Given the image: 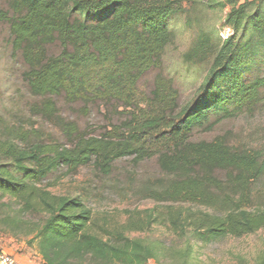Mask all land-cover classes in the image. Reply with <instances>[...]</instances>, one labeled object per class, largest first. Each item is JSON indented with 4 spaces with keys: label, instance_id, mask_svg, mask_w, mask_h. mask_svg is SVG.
Wrapping results in <instances>:
<instances>
[{
    "label": "trees",
    "instance_id": "obj_1",
    "mask_svg": "<svg viewBox=\"0 0 264 264\" xmlns=\"http://www.w3.org/2000/svg\"><path fill=\"white\" fill-rule=\"evenodd\" d=\"M4 1L0 23L9 27L12 57L22 62L32 99L29 118L51 125L63 139L0 116L4 235L23 240L45 264H148L157 260L160 247L127 233L159 225L207 243L264 229V208L249 209L253 184L264 180V147L251 151L224 136L194 140L197 131L212 133L263 106L264 0L208 1L211 10L228 8L225 25L233 34L222 41L198 31L182 58L188 70L205 76L189 101L175 79L161 72L175 41L171 21L188 16L185 0ZM151 70L160 73L142 95L140 81ZM60 103L85 119L96 109L107 123L100 132L80 129L63 116ZM124 159L135 165L155 159L163 179L147 189V198L158 207L171 206L126 211V223L96 232L93 212L80 198L54 195L45 185L58 174L90 166L108 177ZM5 200L15 201L19 214L41 220L5 215ZM173 255L174 264L194 259L192 247Z\"/></svg>",
    "mask_w": 264,
    "mask_h": 264
},
{
    "label": "rangeland",
    "instance_id": "obj_2",
    "mask_svg": "<svg viewBox=\"0 0 264 264\" xmlns=\"http://www.w3.org/2000/svg\"><path fill=\"white\" fill-rule=\"evenodd\" d=\"M208 1L224 3L225 0H185L184 7L188 12L177 16L171 21L175 31V41L166 51L162 73L166 77L174 78L180 88L182 97L189 101L203 81L205 71H190L183 63V55L188 51L198 31H211L224 41L233 32L225 25V10L213 9L206 6ZM244 0H241L243 3ZM6 9V2L0 0V10ZM190 21V25L187 24ZM9 27L0 23V116L11 124L17 122L34 125L35 129H42L48 135L63 141L59 131L41 120L29 118L27 104L32 101L27 87L22 80L23 66L20 58L11 55L9 46ZM160 70H151L140 81L139 87L143 94L149 93L154 87V81ZM60 109L65 118L76 121L80 129L91 128L100 132L106 125L102 114L96 109L85 119L77 116L70 108L60 103ZM97 132V133H98ZM224 136L231 145L256 151L264 147V104L254 114H243L235 119L227 120L216 127L212 133L197 131L195 141H212L216 137ZM60 173H63L61 171ZM56 176H59L56 175ZM51 177L45 185L49 191L57 196L80 198L93 212L96 232L99 227H114L126 223V211H142L158 207L147 198L146 191L163 179L162 173L155 159L135 165L130 159L118 161L111 176L103 177L95 169L81 168L76 174ZM251 210L264 208V180L252 186ZM8 207L3 210L5 215H11L23 220L38 222L41 217L19 214V205L13 200H5ZM171 205L159 206L160 210ZM172 207H179L173 205ZM194 211H204L220 214L219 208H209L200 205H185ZM222 213V212H221ZM130 239H141L146 243H156L160 247L157 260H150L148 264H174L176 251L193 248L194 259L190 264H264V229L256 234L241 238L226 237L203 243L194 236L178 237L167 228L156 225L146 232L127 233ZM0 248L15 256L26 252L30 261H38L40 256L35 249L28 248L23 240L4 235L0 230ZM18 257V256H17ZM28 259V260H29Z\"/></svg>",
    "mask_w": 264,
    "mask_h": 264
},
{
    "label": "built area",
    "instance_id": "obj_3",
    "mask_svg": "<svg viewBox=\"0 0 264 264\" xmlns=\"http://www.w3.org/2000/svg\"><path fill=\"white\" fill-rule=\"evenodd\" d=\"M0 264H45L43 261H23L19 257L0 248Z\"/></svg>",
    "mask_w": 264,
    "mask_h": 264
},
{
    "label": "crops",
    "instance_id": "obj_4",
    "mask_svg": "<svg viewBox=\"0 0 264 264\" xmlns=\"http://www.w3.org/2000/svg\"><path fill=\"white\" fill-rule=\"evenodd\" d=\"M6 251L7 252H12V248H7ZM17 256L23 261H27L29 259V257L26 255V252L22 253L20 255H17Z\"/></svg>",
    "mask_w": 264,
    "mask_h": 264
}]
</instances>
